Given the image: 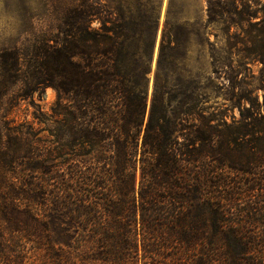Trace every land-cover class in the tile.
<instances>
[{"label":"trees","instance_id":"16d2710c","mask_svg":"<svg viewBox=\"0 0 264 264\" xmlns=\"http://www.w3.org/2000/svg\"><path fill=\"white\" fill-rule=\"evenodd\" d=\"M245 1L207 0V22L250 23L255 11H237ZM48 4L60 19L56 35L40 33L26 52L0 49V256L8 234L49 253L61 248L72 264H161L166 251L175 261V248L191 254L202 245L206 259L211 252L224 255L222 264H262L263 240L224 231L231 203L216 174L227 168L247 175L264 166V159L243 155L253 147L233 137L264 135V95L263 122L248 113L254 125L234 134L212 125L207 93L181 86L182 46L171 35L170 8L147 112L158 11L122 12L101 0ZM260 56L264 64V50ZM17 87L13 102L47 87L57 92L47 141L2 115ZM256 147L264 155V143Z\"/></svg>","mask_w":264,"mask_h":264},{"label":"rangeland","instance_id":"374dc122","mask_svg":"<svg viewBox=\"0 0 264 264\" xmlns=\"http://www.w3.org/2000/svg\"><path fill=\"white\" fill-rule=\"evenodd\" d=\"M101 1L112 10L122 12L138 9L158 11L159 27L156 32L151 69L148 75L147 112L151 105L162 32L167 13L171 8L169 18L171 35L182 46L177 65V73L183 80L182 88L188 90L190 94L194 88H201L207 93L209 99L205 105L206 111L214 119L212 125L222 130L234 134L249 124L252 127L255 119L263 122V118L259 115L263 114L260 105L264 95V64L260 62V53L264 50V28L260 24V20L264 17L261 12L264 0H247L245 1L248 3L246 6L238 4L237 11H244L248 6V10L255 11L256 18L250 23L232 26H225L223 22L213 24L207 22V0ZM59 20L52 4L46 5V0H0V49L16 45L25 52L28 49L32 50L33 46H37L36 42L39 39H35L40 36V33L48 32L52 36L57 34ZM219 66L220 71L215 73L213 69ZM19 90L20 87L15 88L12 95L5 100L2 115L8 114L7 119L14 126L32 128L37 134V141H47L51 138L52 109L57 101V92L47 87L40 94L35 93L25 100L17 99L13 102ZM246 97L253 99L255 106L251 107L249 102L244 101ZM10 100L14 106H8ZM248 113H256L253 120L248 119L246 116ZM233 137L236 144L253 147L249 150L244 147L243 155H253L264 159L263 154L257 155V147L254 148L255 144L264 143V135L247 136L243 133L242 136ZM235 150L236 145L231 143L230 154L237 158L239 155ZM135 175L138 183L141 178L139 165ZM216 177L221 178L219 180H222L221 182L225 185L224 193L228 195L231 203L227 208L224 231L242 233L247 240L264 241V166L247 175L226 168L223 172H217ZM3 238L7 240V248L5 254L0 256V264L73 263L63 258L66 253L61 248H55L56 252L49 253L45 250H38L26 239H16L8 234H5ZM207 247L206 245L199 246L198 249L193 250L195 253L190 251L191 254L178 247L173 253L175 258H178L177 260L173 261L171 257H168L170 252L166 251L159 261L161 264H193L205 258L204 261L207 264L227 262L224 255H221L222 258H214L211 252H209L211 256L206 259L204 255ZM260 247L259 250L263 253L259 261L264 264V244ZM53 254L60 258L51 259ZM220 254L222 252H218V256ZM209 257H213L214 261ZM6 258L8 260H5ZM218 259H221L222 263ZM148 263L155 264L152 260H148ZM137 264H143V261L139 259Z\"/></svg>","mask_w":264,"mask_h":264}]
</instances>
